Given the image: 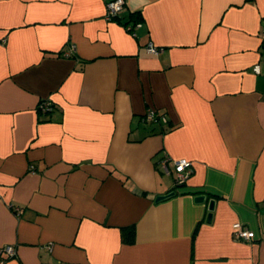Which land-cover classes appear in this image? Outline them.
<instances>
[{
  "label": "crops",
  "instance_id": "0c3cea01",
  "mask_svg": "<svg viewBox=\"0 0 264 264\" xmlns=\"http://www.w3.org/2000/svg\"><path fill=\"white\" fill-rule=\"evenodd\" d=\"M106 1L0 0V260L264 264V0Z\"/></svg>",
  "mask_w": 264,
  "mask_h": 264
},
{
  "label": "built area",
  "instance_id": "2783aa9c",
  "mask_svg": "<svg viewBox=\"0 0 264 264\" xmlns=\"http://www.w3.org/2000/svg\"><path fill=\"white\" fill-rule=\"evenodd\" d=\"M125 1L124 0H107L105 4V19L108 21H113L116 17L119 16L120 12L123 10ZM140 26V23H136L135 26H126V30L130 33L134 34V31L136 28ZM264 43V42H263ZM145 50L148 54L151 55H158L162 49L154 46L152 43H148L145 46ZM262 59H264V50L262 52ZM252 71L255 74H259L261 71L260 64L257 63L253 66ZM37 110L40 111H49L51 110V104L47 101L41 102L37 106ZM143 123H152V122H161V123H166V117L164 115H159L157 114L154 110H149L147 113L143 116L142 118ZM164 171L167 174H173V182L175 186H181L184 184L187 179L190 177L192 174V162H190L187 159H176V160H171L172 164V171L169 170L168 164L169 160L167 158H163L161 160ZM30 172L35 173L34 167H30ZM12 211L15 215L19 216L21 209L16 206H12ZM232 237L234 240H244V241H249L255 237L254 232L251 230H248L244 227H242L240 224H234L232 226ZM1 253H4L5 257L0 260V264H4L7 259H11L16 255L15 248L13 246H4L1 249Z\"/></svg>",
  "mask_w": 264,
  "mask_h": 264
},
{
  "label": "trees",
  "instance_id": "16d2710c",
  "mask_svg": "<svg viewBox=\"0 0 264 264\" xmlns=\"http://www.w3.org/2000/svg\"><path fill=\"white\" fill-rule=\"evenodd\" d=\"M119 19V16L116 17L113 21L117 22ZM142 21V18L141 16L138 14V13H132L129 17H128V20L126 22H122L121 24L126 28V26H135L136 23H141ZM159 115H163V114H159ZM167 120V119H166ZM152 123H160L162 125H165L167 126L168 125V122L166 123H161V122H152ZM185 184V183H184ZM183 185V184H182ZM175 187H179V186H175ZM134 237H135V230L133 227H130L128 229H125L124 230V234H123V239L131 244L134 242Z\"/></svg>",
  "mask_w": 264,
  "mask_h": 264
},
{
  "label": "water",
  "instance_id": "95a60500",
  "mask_svg": "<svg viewBox=\"0 0 264 264\" xmlns=\"http://www.w3.org/2000/svg\"><path fill=\"white\" fill-rule=\"evenodd\" d=\"M175 195V192L172 191V192H169L165 195H161V196H158L156 197L155 199V202H159V201H163L167 198H170L172 196ZM194 202L195 203H198V204H201V203H204L205 201V197L203 195H197V196H194L193 198ZM214 205H215V201L214 200H209L208 201V205H207V215H206V218H205V222L207 224H209L212 220V214H213V210H214Z\"/></svg>",
  "mask_w": 264,
  "mask_h": 264
}]
</instances>
